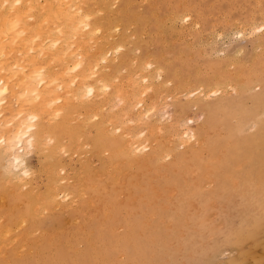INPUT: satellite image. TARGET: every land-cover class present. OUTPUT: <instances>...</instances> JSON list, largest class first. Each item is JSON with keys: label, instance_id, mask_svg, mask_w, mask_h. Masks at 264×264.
<instances>
[{"label": "rangeland", "instance_id": "374dc122", "mask_svg": "<svg viewBox=\"0 0 264 264\" xmlns=\"http://www.w3.org/2000/svg\"><path fill=\"white\" fill-rule=\"evenodd\" d=\"M155 1H105L107 10L114 12L99 13L102 17L106 16L107 18H105L108 20L103 23V29L107 35L102 42L103 45L105 44L103 51L105 54L107 53L108 59L98 61L99 67L97 69L99 70L102 66V70H97L96 75L99 76L93 75L92 78L94 80V78L102 77V81L103 79L105 81L109 79V85L111 86L108 87L109 89H101L104 92H109L108 95L100 90L102 95H105H103L105 98L103 101H101L102 96L98 95V98L94 97L97 100L93 98L95 103L92 102V94L89 96L84 95L78 101L82 104L80 106L90 107L92 109H90V112L93 111L92 106L94 108L96 106L95 112L93 111V114L96 113L95 115L91 116L92 113H87L89 116L88 121L90 120L87 122V128L96 127V133L91 132L88 136L84 131L83 123L79 125L77 118L79 120H82V117L83 119L86 118V112L80 110V106L77 109L71 108V112L74 111V113L70 116L73 119H70L74 120L75 122L72 121L74 123L70 120V124L64 126L60 121L58 122V128L54 131L55 136L57 135L56 139L60 141L65 138L62 142H59L60 145L62 146L64 142L63 145L71 143L72 140H74V144L78 145L72 147L73 144L72 148L69 147L67 157L65 156L66 164H71L73 172L72 177L68 179L71 184L73 183L71 195L68 194L67 196V193L65 194V192L59 190V193L60 191L62 193L58 195L60 196L56 203L58 206L55 204L57 208L55 205L50 208L55 207V210H52L54 213L52 211H48V213L47 211L46 213L41 212L42 215H36V221L34 219L32 222H26L22 227H18V235L20 233L21 235L17 236L11 244H7L8 247L3 248L2 251L5 252H3L4 255L1 253L3 260L1 264H11V261L21 264H264V203L257 205L253 200L256 191L263 188L260 186L258 179L255 178V172L248 174L243 171V163L247 164L250 159L244 162L241 159L247 155L246 148L254 146V149L256 147V150H259L264 143V29H261L260 25L262 24L259 25L261 28L257 26L260 22L264 23V0ZM172 7L179 9L181 18L183 13L185 14V11H188L190 18L187 21L173 20L171 18ZM185 8H188V10H185ZM259 13L263 14L260 15ZM195 21L198 23L195 24ZM239 21L241 23L238 27ZM253 22L258 28L254 27ZM246 23L247 26L250 23L253 25L244 27ZM192 25L195 26L194 29ZM241 29L244 34L249 29L250 32L242 36L244 34L240 32ZM235 30L236 32L239 30V32L235 33ZM98 34H102L101 31ZM258 42L261 43V46ZM253 56L255 59L252 58ZM235 59L239 61H234ZM218 61L221 64L218 65ZM237 62L238 65H235ZM209 63L210 67L208 66ZM213 63L217 66H213ZM229 64L235 65H233L234 68H232V65L229 66L233 70L231 74L228 73L229 67L226 69ZM117 66L118 68H115ZM211 72L214 74H211ZM249 72L250 74H248ZM115 73L118 77L115 76ZM134 73L140 84L149 79L148 82L146 81L143 84L148 87L147 84L150 83L148 88L153 92L151 90L144 92L142 91L143 88L139 90L142 94L144 92L143 101L140 100L137 104L135 102L138 98L134 97L140 96L139 92L133 96L134 99L130 97L131 101L130 98L128 99L129 104L124 101V104L130 105V111L127 108L128 105L116 101L119 99L118 96L116 100L113 99L112 94L115 95V93L110 92V89L112 91L114 83H119L124 88L126 86L128 88L130 84L127 83L132 81L128 76L131 77ZM119 75L122 77L124 75L126 78L121 79ZM216 75H218L217 78ZM237 76H242V83H240V78ZM115 77L119 79L116 81L112 79ZM141 77H145V79L143 78L141 81ZM200 77L206 80H202ZM110 79H112V82ZM125 80H128L126 86H124ZM122 81L124 84H122ZM227 81L231 84L227 86L229 89L222 90L224 91L222 94L220 91L223 86L229 85ZM217 82L218 84H225H220L221 89L218 92L215 91L216 93L213 95L214 91L211 90L217 88ZM139 83L137 85H140ZM210 85L212 86L209 87ZM209 91L212 93L208 94ZM205 93L207 96H205ZM83 98L85 99L83 100ZM108 99L110 103H108ZM86 100L92 103H87ZM119 100L121 101V99ZM151 100H154L153 102L156 104H152L153 108L150 107L153 103ZM155 101L158 102L155 103ZM118 103L123 106L120 107ZM132 104L135 105H133L134 112L130 114L133 111ZM113 106H116V108ZM125 106L126 108H123ZM97 107L98 109L100 107V109L98 110ZM151 108L153 111H150ZM114 111L115 116H118H114L115 120H112L111 117L114 119L112 116ZM124 112L129 113L132 118L125 117V119L121 117ZM142 112L147 114V116L145 114L147 121H144L146 118L144 119ZM78 113L81 115H78ZM97 115L99 119L102 117V120H99ZM108 115L110 119L107 118ZM138 115H141V118ZM90 116L95 117L97 120L93 118L91 121ZM121 118L123 121L128 122L125 124L126 126L121 125L123 123ZM47 119L46 117V124H48ZM128 119L129 121H126ZM128 124H131L130 128H128ZM78 125L79 128H77ZM153 125L157 126L154 127ZM115 126L123 127L121 128L123 130L120 131L119 128L116 133V130L114 131ZM63 127H67V130L66 128L64 130ZM152 128L156 129L153 130ZM111 129L113 131H110ZM128 129L135 132L136 135ZM155 130L159 131L156 132ZM124 131L127 135L132 136L129 144L124 143L129 140L127 135H121ZM150 131L153 133L151 134ZM73 132L76 133V136ZM174 133L176 134L171 135ZM109 134L111 135L109 136ZM140 134L142 135L141 138L138 136L139 140H136L137 137L135 136ZM46 135L45 137H47ZM153 135H156L157 138ZM185 137H190L193 140L190 139L187 144L179 145ZM98 138H100L102 144ZM153 139L154 141H152ZM229 139L230 141H228ZM136 141H139L138 144L140 142L144 144L145 142L146 146L142 145L144 146L143 150L139 147L141 144H136ZM197 141L200 146L195 148ZM185 144L187 145L186 148L184 147ZM193 144H195L194 147ZM131 145L134 148H130ZM203 146L205 147L203 148ZM16 150H13V152ZM135 150L136 153L138 152L137 154ZM43 151L41 148L38 152L33 151L25 156L23 155L29 167L37 172L33 176L34 183L36 181L33 187L37 191H47L48 186L51 184L47 179L46 155ZM201 151H204V154ZM140 152L142 154H139ZM9 153L10 151H0V179L2 182L4 179L7 181L8 178L6 177L9 176L10 171H15V169H12L11 161L12 168L9 167L8 160H6L7 163L4 161V155L7 154L6 156L9 157ZM60 154H63V152ZM165 154L166 157L169 156L170 158H166ZM147 155H149V158H145ZM161 158H165V160ZM211 158H214V160H211ZM144 160L146 161L144 162ZM160 160L162 163L159 162ZM251 161L254 160L251 159ZM207 163L219 164L222 167L219 170L215 166H208ZM3 164L5 168H2ZM55 166L57 168L59 165L55 164ZM6 168L7 171H5ZM192 169L196 173L195 171L193 173ZM59 170L58 167L54 171V173L57 172L54 174V181L55 179L59 181L60 176L65 174V171H61L64 172L62 174L58 172ZM137 170H140L142 175L138 179H134V181H137L136 184L134 183L133 195L130 198L127 190L121 188L116 180L122 175L131 180ZM123 171H126L127 174ZM80 176L85 177L88 182V185L81 190L79 188L82 184L79 179ZM99 176L103 177L99 178ZM36 177L37 180H35ZM10 179L16 180L17 178ZM2 182L0 181V191L5 189L3 187L5 182ZM62 182L63 180L59 181L61 184ZM194 182L196 183L194 184ZM204 182H206L205 184L212 183L207 186L204 185ZM99 183L107 184V188L101 191L102 196L108 198L107 210L102 215V219L97 218L96 211L90 204V201L96 199L93 189ZM173 189H176L173 191L174 193L172 192ZM65 195L67 196L66 200L63 197ZM77 196L78 198H76ZM14 198L13 195L12 199ZM75 200L76 202H74ZM70 202L80 207L76 209L77 207ZM130 203L131 208H129ZM64 206L66 209L63 208ZM4 212H6V209L0 205V214H4ZM75 217L78 221L75 220ZM36 227H38V230L46 232L34 231L35 233H30L34 228V230H37ZM22 243L23 248L20 247ZM42 245H45V247L39 253ZM18 247L20 248L19 253L16 254Z\"/></svg>", "mask_w": 264, "mask_h": 264}, {"label": "bare ground", "instance_id": "6f19581e", "mask_svg": "<svg viewBox=\"0 0 264 264\" xmlns=\"http://www.w3.org/2000/svg\"><path fill=\"white\" fill-rule=\"evenodd\" d=\"M105 1L106 0H0V151L1 152H9L10 151V153L8 154L10 156L8 157V156H6L7 155L6 154V155H4L6 158L5 157H3V158L5 159L4 160L5 163H7L6 160H8L9 167L12 164L13 168H12V166H11V168L15 169V171L9 172V174H8L9 176L6 174L8 176V177H6V178H8L7 181H6V179H4L2 182V180L0 179V181L2 183L5 182L3 184V187L5 189L0 191V205H2V207L6 209V212H4V214H0V264L3 261L2 260V255H4L3 252H5V251H2L3 248L8 247V245L11 244L13 242V240L16 239L17 236L21 235V233L18 235V231H17L18 227H22L23 225H25L26 222H32L36 218V215L39 216V214L41 212L46 213V211H47V213H48V211L55 210L56 205L58 206V204H56V203L58 202V199L60 198V196H58L60 193L65 192V194L67 193L66 194L67 196H68V194L71 195V192H72L71 187H72L73 183L71 184L70 181H68V179L72 177L73 172H72L71 164H69V165L66 164V157H67L66 154H67L69 147L72 148V147H75V145L76 146H78V145L74 144V140H72L71 143L69 142L68 144L66 143V145H63L65 143L64 142V143H62V146H61L60 145L61 143H59V142H62V140H64L65 138L64 139L60 138L61 140L57 141V139H56L57 135L55 136L54 131L58 128V122L59 121L64 126H68V124H70V120L73 119L70 116H71V114L73 115V113H74V111L71 112V108L77 109L80 105H82L78 101L80 99H82V97H84V95L89 96L90 94H92V96H93V97L91 96L92 100H93L92 102H94L95 101L94 99H96L94 97L98 98V95H100V96H102L101 101H103V99H105L104 98L105 95L103 94L104 95L103 96L102 93L100 92V90L101 89L105 90L106 88L111 86V85H109L110 84L108 81L109 79L106 81L103 79V81H102V77L101 78H99V77L94 78V80L92 78V76L93 75L95 76L97 73V70H98L97 68L99 67L98 61L99 60L104 61V60L108 59V57L106 55L107 53L105 54V52L103 51L105 44L103 45V43H102L105 40V36L107 35L106 31H104V29H103V23H105L108 20L106 19L107 18L106 16H105L106 18L102 17L99 13L100 12L114 13V12L107 10V4ZM176 1L177 0H175V2ZM257 1H259V0H257ZM155 2H157V0ZM175 4H177V3H175ZM169 5H170V3H169ZM157 6H158V4H157ZM186 7H187V5H186ZM185 10H188V8L187 9L185 8ZM187 12L185 11V14L183 13V16L181 18L180 17L181 13L179 12V9H177V8L175 9V7H172L171 18L173 20L181 19V20L187 21L190 18V13H187ZM196 14H198V13H196ZM262 14L263 13H261L260 15H262ZM192 19H194V18H192ZM197 19H199V18H197ZM243 19H245V18H243ZM171 22H170V24H171ZM233 22H234V19H233ZM233 22H232V24H234ZM197 23L195 21V24H197ZM240 23H241V21H239L238 27H239ZM181 24H184V23H181ZM253 24H254V22H253ZM253 24L250 23L248 25L252 26ZM256 24H257V21H256ZM256 24H254L255 25L254 27L258 28V27H256ZM260 24H262V25H260ZM199 25H200V23H199ZM236 25H237V23H236ZM193 26L194 25H192V27ZM246 26H247V23H246V25H244V27H246ZM249 26H247V27H249ZM257 26H259V28H261V29H264V23L263 22L258 23ZM144 28L147 29L146 26H144ZM194 28H195V26L193 27V29ZM196 28H198V27L196 26ZM232 28H233V26H232ZM246 29H248V28H246ZM197 30H194V31L196 32ZM99 31H101L102 34H98ZM179 32H180V30H179ZM237 32H239V30ZM237 32L235 30V33H237ZM240 32H243L242 29L240 30ZM249 32H250V29L245 34L243 32L242 34H244V35H242V36H245L247 33L249 34ZM238 35L240 36L239 33H238ZM259 37H261V36H259ZM257 41H258V39H257ZM261 41H262V39H261ZM258 44H259V46H261L260 45L261 43L258 42ZM116 46L122 47L119 45H116ZM259 46H257V47L259 48ZM197 55H199V54H197ZM256 55H258V54H256ZM200 56H201V53H200ZM260 56H261V54H260ZM110 57H112V56H110ZM252 58H254V56ZM173 59H174V57H173ZM237 60L235 59L234 61H237ZM194 62H192V63H194ZM172 63H174V62L172 61ZM215 63H217V62L215 61ZM240 63H241V61H240ZM219 64H221V62H219L218 65ZM147 65H148V63H147ZM230 65H232V64H229L228 66H226V69ZM233 65H232V68H234ZM235 65H238V62ZM240 65H242V64H240ZM109 66H110V64H109ZM200 66H201V64H200ZM208 66L210 67V63ZM213 66H215L214 63H213ZM101 67L99 68L100 71L102 70ZM242 67H241V69H242ZM103 68H104V66H103ZM115 68H118V66ZM230 68L231 67H229V69H228V73L231 74V71H233V70H232V68L231 69ZM168 69H169V67H168ZM184 69H186V68H184ZM241 69H239V70L241 71ZM108 70H105V71H108ZM208 70H209V68H208ZM217 70H218V68H217ZM235 71H238V70H235ZM199 72H200V69H199ZM212 72H211V74H214ZM241 73H242V71H241ZM115 74H116L115 76H117V73H115ZM211 74H210V76H211ZM248 74H250V72ZM205 75H207V73H205ZM96 76H99V75L97 74ZM119 76H121V75H119ZM208 76H207V78H208ZM217 76L218 75H216V78H217ZM239 76H240V74H239ZM117 77L112 78V79H115V81H116L119 79ZM204 77H206V76H204ZM241 77H238V78H240L239 79L240 83H242ZM122 78H126V76L123 75V77L121 76V79ZM128 78H131L132 81L129 83L128 80L127 81L125 80L126 81L125 84L123 81H122L123 82L122 84H124V86H126V83L128 82L127 84H130L132 86L128 85V88H127V86H126V88H124L119 83H118L119 85L115 84L114 83L115 81H114L113 82L114 84L112 85L113 89H112V91L110 89V92L115 93V95H116L115 96L112 94V96H114L113 99H115V100L117 98L121 99V101L119 99L116 100L117 102L119 101L120 104H124V101H126V102L129 101L128 99L130 97L133 98V96L139 92L140 93L139 95L142 97H140V96L134 97V98H138V100L135 101L137 104L138 101L139 102H140V100L143 101L144 92L147 90H151L150 88H148V87H150L149 86L150 83L147 84L148 87L145 84H143L144 82H146L149 79H147L146 81L142 82V84H140L138 82V77H136L135 73L133 76L131 75V77L128 76ZM143 78L145 79V77H143ZM143 78L142 77L140 78L141 81ZM112 79H110L111 82H112ZM204 80H206V79H204ZM214 80H216V79L214 78ZM166 81H168V80H166ZM91 83H94V84L91 85ZM137 83H139L140 85H137ZM227 83L229 84V81H227ZM220 84H218V82H217V85H216L217 88H214L215 90L214 89L211 90L212 92L214 91L213 95H215L214 94V93H216L215 91L218 92L219 89H221V87H222L221 85H224L225 83L221 84V85ZM230 84L226 85V87L223 86V89H221L220 92H222V94H223L224 91H222V90L226 91L225 88L229 89V87H227V86H230ZM211 86L212 85H210L209 87H211ZM214 87H215V85H214ZM143 88H144V90H142V91H144V92L142 94L139 90L143 89ZM145 88H146V90H145ZM231 90H233V89H231ZM101 91H103V90H101ZM211 91H209L207 93L211 94L212 93ZM103 93H106L108 95L109 92L103 91ZM188 93H190V92H188ZM93 94H95L97 96H94ZM146 94L148 95V93H146ZM199 94H201V93H199ZM110 96H111V94H110ZM205 96H207L206 93H205ZM91 97H90V99H91ZM131 98H130V101H131ZM84 99L85 98H83V100ZM86 99H87V97H86ZM133 99H132V102H133ZM87 100H86L87 103L91 102V101L88 102ZM57 101H59V102L57 103ZM108 101H109L108 103H110L109 99H108ZM98 102H100V101H98ZM105 102H103V103H105ZM121 102H123V103H121ZM156 102H158V101H155V103ZM127 103L124 105L129 104V103L128 104ZM149 103H150V101H149ZM120 104L118 103V105L120 107H122L123 105L121 106ZM134 104H132V107H131V108H133L132 113H130V111H131L130 105H128L129 107H127L130 110L129 111L127 109L130 114H133V112H134V106H135ZM152 104H154V102L151 103L150 107L153 106ZM105 105H106V103H105ZM105 105L103 104V107ZM154 105H156V104H154ZM140 106L142 107V105H140ZM113 107L116 108V106H113ZM136 107H135V109H137ZM92 108H93V111L95 112L94 109L96 108V106H95V108L92 106ZM123 108H126V106ZM123 108H121V109H123ZM152 108L150 109V111L152 110ZM154 108H155V106H154ZM79 109L82 110L83 112L85 110V112H86V118L83 119V117H82V120L81 119L79 120V118H77L79 125L81 123H83V125L85 127L84 131L86 132V134L88 136L90 135L91 132H93L95 134L96 133V127L93 126V127L87 128V125H88L87 122L90 121V120L88 121L89 116L87 113L90 112L91 108L88 106L87 107L80 106ZM97 109H98V107H97ZM97 109H96V111H98L100 109V107L98 110ZM102 109H104V108H102ZM139 109L141 110V108H139ZM147 109L149 110V108H147ZM112 110H113V108H112ZM93 111L89 113V114L92 113L91 116L96 114V113L93 114ZM78 112L81 113L79 110H78ZM118 112L121 113L120 110H118ZM147 112H149V111H147ZM79 113H78V115L82 114V113L81 114H79ZM129 113L124 112V115L121 117H124V118L128 117L129 119H131L132 117L130 116ZM142 113H141V115H142ZM75 114H77V113H75ZM100 114H102V112H100ZM112 114H113L112 116L114 117L115 111ZM137 114H138V112H137ZM137 114H136V116H137ZM145 114L143 115L144 119L146 118ZM141 115H138V116H140L139 118H141ZM103 116H104V114H103ZM116 116H118V115H116ZM146 116H147V114H146ZM46 117L48 118L47 119L48 124H46ZM75 117H74V119H75ZM115 117H114V119L111 117V119L115 120ZM93 118L95 119V117H91L89 119H91V121H92ZM107 118H109V115ZM107 118H106V120H107ZM136 118H138V117H136ZM98 119H99V116H98ZM100 119L102 120V117ZM109 119L107 120L108 122H110ZM129 119L126 121H129ZM133 119H134V117H133ZM95 120H97V119H95ZM132 120H131V122H133ZM72 121H74V120H71V122ZM116 121L119 122V120H117V119H116ZM121 121H123L122 118H121ZM144 121H147V118ZM74 122H72V123H74ZM93 122H95V121H93ZM104 122H105V118H104ZM124 122H125V120L121 124L122 126H124L125 124L128 123V122H125V123ZM101 123H103V122H101ZM96 124L98 125V123H96ZM251 124H252V122H251ZM79 125L77 128H79ZM128 125H129L128 128H130L131 124H128ZM253 125H254V123H253ZM98 126H101V125H98ZM118 126H115V128H114V131L116 130L115 131L116 133H117V129L120 128ZM153 126L156 127L157 125L156 126L153 125ZM101 127H103V126H101ZM65 128L67 130V127H65ZM65 128H64V130H65ZM121 128H123V127H121ZM154 129H156V128H154ZM215 129H216V127H215ZM215 129H213V130L216 131ZM122 130L123 129H121L120 131H122ZM110 131H113V130L111 129ZM158 131L159 130H157L156 132H158ZM105 132H106V130H105ZM145 132L147 133L148 130ZM145 132H143V133L145 134ZM207 132H208V130H207ZM106 133H108V132H106ZM131 133L134 134L135 132H131ZM152 133L153 132H151V134ZM63 134H64V132H63ZM73 134H74V132H73ZM128 134H130V133L128 132ZM141 134L135 136V137H137L135 139L137 140L138 136H139V138H141V136H142ZM175 134L176 133L171 134V135H175ZM45 135L47 137H45ZM74 135L76 136V133ZM110 135L111 134H109V136ZM121 135L126 136L127 134L124 131V133ZM134 135H136V133ZM156 135H153V137H156ZM163 135H165V134H163ZM63 136H61V137H63ZM66 136H67V134H66ZM96 136H97V134H96ZM127 136L129 137V138L127 137L129 140L124 142L125 144H129L131 141L130 139L132 137L129 135H127ZM66 138H68V137H66ZM76 138H74V139H76ZM133 138H134V136H133ZM125 139H126V137L124 138V140ZM142 139H141V141H142ZM145 139H146V137H145ZM145 139H143V140H145ZM190 139H191L190 137L189 138L188 137L183 138L181 140L182 142L179 143V145L180 144L183 145L184 143L187 144L188 140H190ZM47 140H48V142H47ZM68 140H69V138H68ZM98 140H100V138H98ZM191 140H193V139H191ZM75 141H77V140H75ZM150 141L151 140H149V142ZM152 141H154V139ZM156 141H158V140H156ZM203 141H204V139H203ZM228 141H230V139ZM133 142H135V141L133 140ZM145 142L147 143V140ZM145 142H144V144L140 142L141 146H139V147H141V149L144 147L142 145L146 146ZM75 143H77V142H75ZM100 143L102 144L101 140H100ZM138 143H139V141L136 144H138ZM169 143H170V141L168 142V144ZM194 143L196 144V142H194ZM201 143H203V142H201ZM204 143H206V142L204 141ZM82 144H85V143H82ZM140 144H138V145H140ZM186 144L184 146L185 148L187 147ZM195 144H193V147ZM199 144L200 143L198 142L195 145V148H198V146H200ZM132 145H134V144H132ZM132 145L130 148L133 147ZM138 145H136V146L138 147ZM161 145H162V141H161ZM105 146H106V142H105ZM148 147H145V148H148ZM204 147L205 146H203V148ZM41 148L44 150L43 152L46 155V157H45L46 158L45 169L47 171V173H46L47 179L49 180V182H51V184L48 186L47 191H37L33 187V184H36V181L34 183L33 176L37 172H34V170H32V168L29 167L28 163L26 162V160L24 158V156L27 155L28 153L33 152V151L38 152V150ZM61 148H63V149H61ZM121 148L123 149L124 146ZM138 148H137V150H138ZM60 149H61V151H59ZM11 150H12V153H11ZM13 150H16V151L13 152ZM62 150H64V151H62ZM128 150H130V149H128ZM115 151H116V149H115ZM61 152H63V154H60ZM112 152H113V150H112ZM135 153H136V150H135ZM139 154H142V152H140ZM246 154L247 155L243 156V158H241V159L243 160V162L247 159H250V161L248 160L247 164H245V162L243 163V171L247 172L248 174L255 172V178L258 179V182L263 189L262 190L259 189V191L258 190L256 191V193H255L256 196L253 197V200L255 201V203L257 205H260V204L264 203V143L260 147L259 150H256V147L254 149V146H249L248 148H246ZM144 155H145V153H144ZM170 155H173V154H170ZM165 157H166V154H165ZM145 158H149V155L145 156ZM166 158L169 159L170 157L167 156ZM161 159L165 160V158L164 159L161 158ZM224 159H225V157H224ZM251 159L254 161H251ZM157 160H159V159H157ZM211 160H214V158H211ZM10 161L12 162L11 164H10ZM145 161L146 160H144V162ZM120 162H122V161H120ZM159 162H161V160ZM117 163H118V161L116 162V166H117ZM129 163H131V162H129ZM4 164L2 165L3 166L2 168H5ZM55 164L59 165V166H57V168L58 167L60 168V170L58 172L65 171V174H64V172H61L64 175H61L60 180H59V181L63 180L62 184L59 183V181H57L56 179L54 181V174L57 173V172L54 173V171L57 169ZM207 164H208V166H215L219 170L222 167L219 164H214V163H211V164L207 163ZM207 164H205V165H207ZM157 167H159V166H157ZM115 169H116V167H115ZM7 170L8 169L6 168L5 171H7ZM92 170H94V169H92ZM146 170H148V169H146ZM194 171L195 170H193L192 172L194 173ZM209 171H210V169H209ZM123 172H126V171H123ZM4 173H6V172H4ZM195 173H196V171H195ZM125 174H127V172ZM132 174H133V172H132ZM119 175H120V173L118 174V176ZM141 175H142L141 171L137 170L131 180L122 175V176H119L116 181L119 182V185L121 188H123L124 190L125 189L127 190V193L131 198L133 195V191H134L133 188H134L136 181H137V180L134 181V179L135 178L138 179ZM102 177L99 176V178H102ZM10 178H15V179L17 178V179L14 180V179H10ZM37 179L38 178L36 177L35 180H37ZM79 179L82 182V184L79 186V188L81 190L84 186L88 185L87 184L88 182H87V179L85 177L80 176ZM209 181H207V182H209ZM195 183L196 182H194V184ZM205 183L206 182H204V185L208 186L209 183L208 184H205ZM204 185H202V186H204ZM44 186H45V184H44ZM93 186H94V184H93ZM104 188H107L106 183H103V184L99 183L98 185H95V188L93 189V191L96 195V199H93L92 201L89 200L91 206L94 208V211H96L97 218H100V219H102V215L106 212L107 205H108V198H104L102 196V192H101V191H103ZM172 188H173V186H172ZM59 190H61L62 192L60 191V193H59ZM175 190L173 189L172 192ZM121 192H120V194H121ZM80 193L82 194V192H80ZM13 195L15 196L14 199H12ZM66 195L63 196L65 200L67 197ZM63 197H61V198H63ZM76 198H78V196ZM73 200H74V198H73ZM74 202H76V200ZM71 204H73V203H71ZM53 205H55V207L53 209H50V208H52ZM73 205H75V203ZM62 206H63V204H62ZM76 207L75 208L78 209L80 206L79 207L76 206ZM63 208L66 209L65 206ZM129 208H131V203H130ZM84 209L86 210V208H84ZM40 215H42V214H40ZM75 220L78 221L77 217H75ZM34 221H36V219ZM36 228H37V230H34L35 228L32 229L33 231L30 230V231H32L30 233L42 231V230H38V227H36ZM57 230H58V228H57ZM49 231H47V232H49ZM42 232H46V231L43 230ZM24 237H26V236L24 235ZM20 247L21 248L24 247L23 243H22V246L20 245ZM41 247L42 248L39 249V253L43 250V247H45V245H42ZM19 249L20 248L18 247L17 253L15 252L16 254L19 253L18 252ZM29 251H30V249H29ZM1 253H2V255H1ZM120 257H121V255H120ZM11 264H21V263L11 261Z\"/></svg>", "mask_w": 264, "mask_h": 264}]
</instances>
